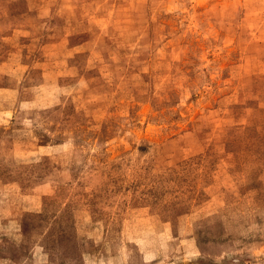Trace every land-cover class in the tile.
<instances>
[{"label": "rangeland", "instance_id": "rangeland-1", "mask_svg": "<svg viewBox=\"0 0 264 264\" xmlns=\"http://www.w3.org/2000/svg\"><path fill=\"white\" fill-rule=\"evenodd\" d=\"M0 264H264V0H0Z\"/></svg>", "mask_w": 264, "mask_h": 264}]
</instances>
